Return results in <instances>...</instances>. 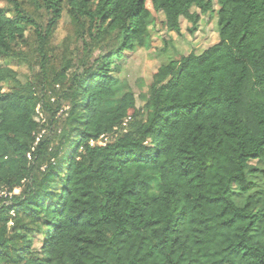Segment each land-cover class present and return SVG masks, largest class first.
I'll return each mask as SVG.
<instances>
[{
    "label": "trees",
    "instance_id": "16d2710c",
    "mask_svg": "<svg viewBox=\"0 0 264 264\" xmlns=\"http://www.w3.org/2000/svg\"><path fill=\"white\" fill-rule=\"evenodd\" d=\"M2 1L0 264H264V0ZM147 1L175 32L217 7L218 42L160 66L141 110L113 59L145 47Z\"/></svg>",
    "mask_w": 264,
    "mask_h": 264
},
{
    "label": "rangeland",
    "instance_id": "374dc122",
    "mask_svg": "<svg viewBox=\"0 0 264 264\" xmlns=\"http://www.w3.org/2000/svg\"><path fill=\"white\" fill-rule=\"evenodd\" d=\"M0 7L7 12L9 17L11 16L12 10L10 5L0 0ZM147 7L151 11L152 23L148 29L145 47L131 53L127 52L120 59H113L114 64L120 67L119 72L115 75L118 77L121 88L124 92L131 91L134 94L137 108L141 110L144 109L145 99H147L149 94L152 77L160 66L170 61L178 60L182 56H188L191 53L200 55L218 42L217 19L215 14L217 7H214V11L209 13L208 16H200L194 33H190L191 25L183 18L179 22V32L169 30L165 26L163 16L152 10L149 1H147ZM192 12L199 13V8H193ZM69 22L68 13L65 11L54 33V45L61 46L63 41H66L67 44H69V41H72V57L77 64L83 54L80 45H77L73 39L67 40V37H70ZM106 51H103V53ZM99 53L98 51L94 52L93 58L97 57ZM2 64L16 72L17 78L22 85L26 84L30 73L25 65H11L4 62ZM35 118L37 121L40 120V114H37ZM251 164L261 171H264L263 163L252 161ZM247 179L254 185L252 192L264 188V180L261 174L249 175ZM0 192L4 191L0 190ZM18 193L19 190L14 191V194ZM245 196L237 188L234 189L233 199L238 205H241Z\"/></svg>",
    "mask_w": 264,
    "mask_h": 264
},
{
    "label": "built area",
    "instance_id": "2783aa9c",
    "mask_svg": "<svg viewBox=\"0 0 264 264\" xmlns=\"http://www.w3.org/2000/svg\"><path fill=\"white\" fill-rule=\"evenodd\" d=\"M106 141H107V136L102 137V138H101V141H99L98 144H100V145H104V143H106ZM2 196H6L5 192H0V197H2Z\"/></svg>",
    "mask_w": 264,
    "mask_h": 264
}]
</instances>
